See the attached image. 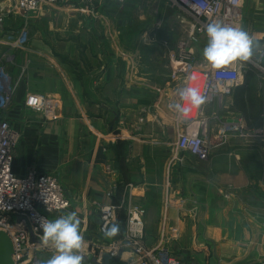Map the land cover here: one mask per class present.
<instances>
[{
	"label": "crops",
	"instance_id": "crops-1",
	"mask_svg": "<svg viewBox=\"0 0 264 264\" xmlns=\"http://www.w3.org/2000/svg\"><path fill=\"white\" fill-rule=\"evenodd\" d=\"M15 1L0 0V11ZM86 5L59 3L30 20L29 40L20 48L24 22L10 16L0 31V56L11 57L2 64L17 82L5 114L21 135L13 172L37 170L59 180L71 207L50 219L77 214L84 264L122 240L99 232L101 207L110 204L120 206L115 226L121 231L127 207L142 206L145 246L166 248L183 264H264V135L230 133L217 141L230 121L245 128L231 112L242 84L224 109H206L210 159L179 154L184 128L174 104L181 102L182 84L172 80L170 60L186 37L179 10L165 0H98L85 15L79 9ZM242 14L255 52L264 47V0H242ZM206 44L195 47L199 63ZM34 99L39 104L31 108ZM262 114L250 131L264 128ZM124 250L111 264H128ZM54 254H40V264Z\"/></svg>",
	"mask_w": 264,
	"mask_h": 264
},
{
	"label": "built area",
	"instance_id": "built-area-1",
	"mask_svg": "<svg viewBox=\"0 0 264 264\" xmlns=\"http://www.w3.org/2000/svg\"><path fill=\"white\" fill-rule=\"evenodd\" d=\"M73 0H16L12 8L0 11V31L4 29L7 18L13 14L22 16L28 22L29 15L39 12L47 6L59 3L70 4ZM124 2L125 0H118ZM173 8L179 10L177 21L186 29V37L177 44L174 56H170L171 63L175 64L172 80L182 82L185 86L195 87L208 97L206 104L199 109L181 101V106L188 108V115L179 113L180 123L184 130L179 135L176 148L184 155L206 162L210 159L213 145L209 141V118L206 109L215 104L221 109L225 107V100L241 86L243 81V65L236 62L225 69H212L209 65L199 63L196 59L195 47L201 42H207L206 26L213 21L241 27L242 0H165ZM87 8H94L98 0H82ZM27 29L20 32L15 47L20 48L27 42ZM11 57L0 56V232L10 237L14 246V264H40L39 255L55 252L51 246L41 242L42 230L39 222L42 218L50 219L54 213L66 211L71 207L64 188L57 178L51 174L37 170L29 171L25 176H18L13 172L14 152L19 144L21 135L15 130L5 114L9 111L17 82H14L7 73L4 60ZM246 64L257 67L264 73V47L255 52L252 46V55ZM261 87L264 88V77ZM39 99H34L30 107H36ZM264 122V110L262 114ZM230 133H244L240 124H225L218 130V138L226 140ZM263 136L264 128L250 133V136ZM46 201V203H45ZM126 202L122 205L125 206ZM122 206V207H123ZM120 208L112 204L101 207V223L99 232L102 237H117L122 234V240L116 245H110L99 252L91 253L90 261L96 259L101 263L102 256L108 253L112 256L124 253L129 243L128 264H183L182 260L168 249H149L144 244L145 215L142 206L131 204L127 207V221L123 231L115 226L116 214ZM31 232L33 242H31ZM128 244V245H129ZM87 252H83L86 257Z\"/></svg>",
	"mask_w": 264,
	"mask_h": 264
},
{
	"label": "clouds",
	"instance_id": "clouds-1",
	"mask_svg": "<svg viewBox=\"0 0 264 264\" xmlns=\"http://www.w3.org/2000/svg\"><path fill=\"white\" fill-rule=\"evenodd\" d=\"M205 31L207 44L202 50V56L212 69H225L236 62H246L250 59L254 41L243 28L213 21L207 24ZM179 97L193 109H199L208 100L205 93L191 86L180 89ZM174 107L182 115H188L189 109L182 107L181 103H175ZM80 223L75 212L54 220L48 218L40 220L41 242L55 250V254L44 264H84L85 242L80 231Z\"/></svg>",
	"mask_w": 264,
	"mask_h": 264
},
{
	"label": "rangeland",
	"instance_id": "rangeland-1",
	"mask_svg": "<svg viewBox=\"0 0 264 264\" xmlns=\"http://www.w3.org/2000/svg\"><path fill=\"white\" fill-rule=\"evenodd\" d=\"M13 4L14 3H8V5L5 4L4 5L6 7L5 10L6 9L9 10L10 8H12ZM80 5H81V3H80ZM166 5H167V7L169 9L173 8L168 3H166ZM52 7L53 6H47L44 9L40 10L39 12H35V13L30 14L29 15L28 22H26V23H25V21L22 20V16H19V14H13V15H11L10 18H14V19L16 18L17 20H20V21L24 22V23H22V26L20 27L21 30H24V29H27L26 26H27V23H29L30 20L39 18L40 16H42V14H44L45 12H47ZM94 9L95 8H93V10ZM79 11L82 14H85V15H91V14H93L92 9L91 8H87V6H82L79 9ZM8 26H9V23H8ZM26 31L28 32V29ZM27 34H28L27 35V37H28L27 38V41H28L30 35H29V32ZM182 34H183V32H182ZM182 34L178 35L179 36L178 40L181 38V35ZM185 34H186V29L184 28V34L183 35H185ZM183 38H185V36L182 37V39ZM182 39H180L178 41V43ZM26 44H27V42H26ZM199 45L201 46L202 45V42ZM205 46L206 45H204V47ZM4 55H5V53H4ZM241 63L243 65V83H242V87H241L242 89H241V91H239L238 94L235 95V98H233V102L232 103H234V106H231V109H232L231 112L235 116L237 115V117L239 119H242L243 120V124L245 126L244 130L247 131V132H250L252 134V130L250 131V128H254V127H257L258 126V122H259V119H260V115L262 113V110H264V92H263L264 91V88L261 87L260 90L258 89V82H259V84L262 82V80H263L262 78L264 77V73L261 72V70L259 68H257V67H254L252 65L251 66L247 65L246 62H241ZM230 97H228V98H230ZM226 105L229 106V105H232V104L229 103V100H228V102L226 103ZM212 134H214V133H212ZM214 136H216V134H214ZM248 138L247 137H244L243 139H248ZM255 139L256 140L257 139L259 140V139H261V137L254 138L253 140H255ZM218 140H219V138L217 139V141ZM179 154H182V153L180 152ZM182 155H184V154H182ZM137 206H140V205H137ZM120 236H122V234ZM120 236H117V237H120ZM130 247L131 246L129 244L125 248L128 249V250H130L131 249ZM113 257L114 256H112V258ZM128 258H129V255L126 254L124 256L123 260L124 261H127Z\"/></svg>",
	"mask_w": 264,
	"mask_h": 264
},
{
	"label": "water",
	"instance_id": "water-1",
	"mask_svg": "<svg viewBox=\"0 0 264 264\" xmlns=\"http://www.w3.org/2000/svg\"><path fill=\"white\" fill-rule=\"evenodd\" d=\"M230 124L232 121L229 122ZM236 124L238 121L235 122ZM31 242H33V235L31 232ZM14 246L13 243L5 232H0V264H14ZM112 256L108 253H105L102 256L101 263H98L96 259L92 260V264H111Z\"/></svg>",
	"mask_w": 264,
	"mask_h": 264
},
{
	"label": "bare ground",
	"instance_id": "bare-ground-1",
	"mask_svg": "<svg viewBox=\"0 0 264 264\" xmlns=\"http://www.w3.org/2000/svg\"><path fill=\"white\" fill-rule=\"evenodd\" d=\"M181 84H182V82H181ZM181 103V102H180Z\"/></svg>",
	"mask_w": 264,
	"mask_h": 264
}]
</instances>
